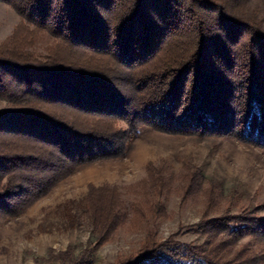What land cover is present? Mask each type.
I'll use <instances>...</instances> for the list:
<instances>
[{"label":"trees","instance_id":"obj_1","mask_svg":"<svg viewBox=\"0 0 264 264\" xmlns=\"http://www.w3.org/2000/svg\"><path fill=\"white\" fill-rule=\"evenodd\" d=\"M0 1L124 72L108 77L0 59V99L9 103L0 108V221L18 216L77 166L124 155L144 128L228 135L264 149V30L232 0ZM52 106L88 119H63L47 110ZM112 120L124 128H110ZM196 227L218 228L213 236L222 239L148 238L146 250L121 264H248L221 253L224 239L264 238L260 217L204 219Z\"/></svg>","mask_w":264,"mask_h":264},{"label":"rangeland","instance_id":"obj_2","mask_svg":"<svg viewBox=\"0 0 264 264\" xmlns=\"http://www.w3.org/2000/svg\"><path fill=\"white\" fill-rule=\"evenodd\" d=\"M232 2L264 30V0ZM0 59L108 77L124 73L103 54L76 49L1 1ZM7 106L0 99V108ZM47 110L63 119H88L59 106ZM106 124L124 128L120 120ZM235 215L264 218V149L228 135L144 128L124 155L77 166L18 216L0 221V264H121L146 250L148 238L194 245L220 240L213 236L218 228L200 231L197 224ZM224 240L227 258L264 264V238Z\"/></svg>","mask_w":264,"mask_h":264}]
</instances>
